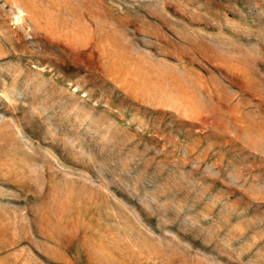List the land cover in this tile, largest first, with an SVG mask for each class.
<instances>
[{"label":"rangeland","instance_id":"rangeland-1","mask_svg":"<svg viewBox=\"0 0 264 264\" xmlns=\"http://www.w3.org/2000/svg\"><path fill=\"white\" fill-rule=\"evenodd\" d=\"M0 264H264V0H0Z\"/></svg>","mask_w":264,"mask_h":264}]
</instances>
